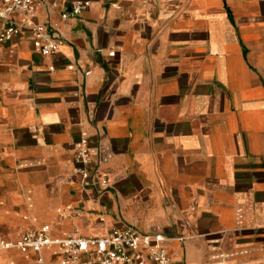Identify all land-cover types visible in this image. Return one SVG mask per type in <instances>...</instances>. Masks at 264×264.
Listing matches in <instances>:
<instances>
[{
	"label": "crops",
	"instance_id": "crops-1",
	"mask_svg": "<svg viewBox=\"0 0 264 264\" xmlns=\"http://www.w3.org/2000/svg\"><path fill=\"white\" fill-rule=\"evenodd\" d=\"M39 1L58 51L0 43V240L132 227L175 264H264V0ZM84 133L106 187L75 173ZM41 253L0 264H62Z\"/></svg>",
	"mask_w": 264,
	"mask_h": 264
},
{
	"label": "built area",
	"instance_id": "built-area-1",
	"mask_svg": "<svg viewBox=\"0 0 264 264\" xmlns=\"http://www.w3.org/2000/svg\"><path fill=\"white\" fill-rule=\"evenodd\" d=\"M39 5V0H0V43L27 31L36 52L42 56L55 54L63 39L49 22H35ZM89 5V0H73L70 10L61 17H77ZM73 153L75 173L83 185L108 186V179L94 166L85 133L75 143ZM50 233L48 224L29 228L21 231L15 242L0 240V248L31 251L37 255L39 263L42 262L41 251L53 246L62 254V264H175L163 244L164 236L140 234L132 227L114 228L100 237L71 232L65 237L53 238ZM81 256H86L87 260L82 261Z\"/></svg>",
	"mask_w": 264,
	"mask_h": 264
}]
</instances>
